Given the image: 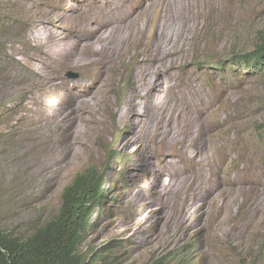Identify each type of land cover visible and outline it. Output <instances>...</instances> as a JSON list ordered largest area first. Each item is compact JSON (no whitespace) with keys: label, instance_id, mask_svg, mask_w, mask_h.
<instances>
[{"label":"rangeland","instance_id":"obj_1","mask_svg":"<svg viewBox=\"0 0 264 264\" xmlns=\"http://www.w3.org/2000/svg\"><path fill=\"white\" fill-rule=\"evenodd\" d=\"M262 28L264 0H0V229L30 235L92 166L90 260L264 248V72L226 66Z\"/></svg>","mask_w":264,"mask_h":264},{"label":"trees","instance_id":"obj_2","mask_svg":"<svg viewBox=\"0 0 264 264\" xmlns=\"http://www.w3.org/2000/svg\"><path fill=\"white\" fill-rule=\"evenodd\" d=\"M256 33L255 42L251 48L236 54L228 64L235 68L251 64L256 69L254 73L264 72V28L257 30ZM249 56H251L250 59ZM241 57L242 60H240ZM244 59L247 60L244 61ZM215 64L217 69H220L223 62L215 61ZM260 130L261 128L258 129ZM101 181V176L97 177L95 172L86 171L77 175L63 189V205L59 215L37 228L27 238L9 234L0 229V264H92L80 260L79 256L73 252L79 233L71 218V212H83L81 201L90 196L91 203L98 194ZM263 254L264 250L261 249L250 253L247 261L239 264L264 262L261 259Z\"/></svg>","mask_w":264,"mask_h":264},{"label":"clouds","instance_id":"obj_3","mask_svg":"<svg viewBox=\"0 0 264 264\" xmlns=\"http://www.w3.org/2000/svg\"><path fill=\"white\" fill-rule=\"evenodd\" d=\"M210 61H213V59H211ZM215 61L216 62H218V60H214L212 63H214L215 64ZM219 61H221V60H219ZM229 63V62H228ZM228 63H226V66H229V67H232L231 65H229ZM211 64V63H210ZM225 63L223 62V65H224ZM216 65V64H215ZM222 65V66H223ZM205 66H209V64H206ZM217 66V65H216ZM222 66H220V69H221V67ZM248 67V69H247V72H249V73H251V74H257V73H254L253 71H256V69L255 68H253V66L252 65H248L247 66ZM247 67H241L242 69H245V68H247ZM232 68H234V69H237V70H239L240 68H235V67H232ZM263 72V71H262ZM259 73V72H258ZM117 157H120V162H122V163H124L125 161H126V157L125 156H121L119 153H117V152H115L114 153V158H117ZM86 171H90V172H95V175L98 177V176H101V179H102V181H101V186H100V189H99V191H98V194L94 197V199L92 200V202L90 203V199H91V197L90 196H87V198L84 200H82L81 201V205H82V210H83V212L82 213H79V212H71V218L74 220V222H75V227L78 229V233H79V239H78V241H77V244H76V246H75V248H74V253L76 254V255H78L79 256V258H80V260H84V261H88V262H91L92 264H108L107 263V261H106V259H105V253L103 252V251H101L98 255H97V258L95 259V260H90V259H88V258H86L81 252H80V250H79V244H80V242H81V240H82V238H83V234H84V232H85V230L87 229V227H89L90 225H91V217H92V214H93V212L95 211V209L97 208V207H100L102 204H103V201L107 198V193H105V191H104V184H105V175H104V170H100V169H97V168H94V167H92V166H90L89 168H87L85 171H83V172H81V173H84V172H86ZM81 173H78L77 175H79V174H81ZM76 175V176H77ZM75 176V177H76ZM74 177V178H75ZM73 178V179H74ZM73 179L71 180V182L73 181ZM71 182H69L67 185H69ZM66 185V186H67ZM66 186H64L63 187V189L66 187ZM63 189H62V191H61V202H60V206H59V208H58V210H57V212L50 218V219H48V220H46L44 223H42L40 226H38L37 228H39V227H41L43 224H45L46 222H48V221H52V220H54L58 215H59V213H60V211H61V207H62V205H63V201H62V192H63ZM36 228V229H37ZM35 229V230H36ZM34 230V231H35ZM33 231V232H34ZM32 232V233H33ZM31 233V234H32ZM30 234V235H31ZM30 235H28V236H30ZM28 236H26V238L28 237ZM238 249V248H237ZM264 250V248H263V246H257L254 250L252 249V251H250V253H255L256 251H258V250ZM249 253V254H250ZM249 254H247L246 255V257H248V255ZM261 259H262V261H264V254L262 255V257H261ZM188 260L189 261H192V259L190 258V257H185V258H183V259H181V260H178L177 262H174V263H168L167 261L166 262H162L161 264H188ZM246 262L247 261V258L246 259H242V260H240L239 262H237V264H239V263H241V262ZM263 264H264V262H263Z\"/></svg>","mask_w":264,"mask_h":264},{"label":"bare ground","instance_id":"obj_4","mask_svg":"<svg viewBox=\"0 0 264 264\" xmlns=\"http://www.w3.org/2000/svg\"><path fill=\"white\" fill-rule=\"evenodd\" d=\"M180 4H181V3H180ZM178 6H180V5H178ZM182 6H183V5H182ZM109 49H110V48H109ZM90 50H91V49H90ZM101 50H102V49H101ZM99 51H100V50H99ZM104 51H106V50H104ZM106 52H107V51H106ZM99 53H100V52H99ZM108 53H109V52H108ZM241 53H242V52H241ZM92 54H93V52H92ZM94 54H95V52H94ZM111 54H112V53H111ZM113 54H114V53H113ZM247 54H248V53H247ZM100 55H101V54H100ZM105 55H107V53H106ZM107 56H110V55H107ZM101 57H102V56H101ZM237 57H238V56H237ZM242 57H243V56H242ZM242 57H241L240 60H242ZM250 57H251V56H249V59H250ZM102 58H103V57H102ZM104 58H105V57H104ZM108 58H109V57H108ZM252 58H253V57H252ZM252 58H251V59H252ZM235 59H236V58H235ZM100 60H102V59H100ZM105 60H107V58H106ZM238 60H239V59H238ZM245 60H247V59H244V61H245ZM262 60H263V59H262ZM102 61H103V60H102ZM236 61H237V60H236ZM233 63H234V62H233ZM235 63H236V62H235ZM248 63H249V61H248ZM238 64H239V63H238ZM235 65H237V64H235ZM244 65H245V64H244ZM250 65H251V64H250ZM239 66H240V65H239ZM246 66H247V65H246ZM246 66H245V67H246ZM237 68H238V67H237ZM190 243H191V242H190ZM190 243H188V244H190ZM192 250H193V248H192ZM191 252H192V251H191ZM191 256H192V255H191ZM189 263H191V261L188 260V264H189Z\"/></svg>","mask_w":264,"mask_h":264},{"label":"water","instance_id":"obj_5","mask_svg":"<svg viewBox=\"0 0 264 264\" xmlns=\"http://www.w3.org/2000/svg\"><path fill=\"white\" fill-rule=\"evenodd\" d=\"M78 75H77V73H75V72H70V73H68V77L69 78H76Z\"/></svg>","mask_w":264,"mask_h":264}]
</instances>
